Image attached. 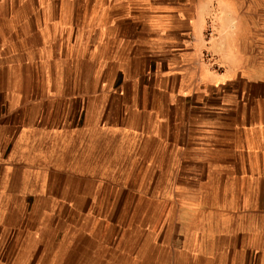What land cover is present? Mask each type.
<instances>
[{
  "label": "crops",
  "instance_id": "1",
  "mask_svg": "<svg viewBox=\"0 0 264 264\" xmlns=\"http://www.w3.org/2000/svg\"><path fill=\"white\" fill-rule=\"evenodd\" d=\"M208 10L0 0L4 210L97 264H264V50L216 52Z\"/></svg>",
  "mask_w": 264,
  "mask_h": 264
},
{
  "label": "rangeland",
  "instance_id": "2",
  "mask_svg": "<svg viewBox=\"0 0 264 264\" xmlns=\"http://www.w3.org/2000/svg\"><path fill=\"white\" fill-rule=\"evenodd\" d=\"M208 37L216 52L264 50V0H208ZM259 39L256 41V39ZM41 221H18L0 205V264H97L84 238L68 227H36ZM53 222V221H52ZM54 223V222H53ZM50 223V224H53ZM60 225V223H58ZM75 240L80 242L75 244Z\"/></svg>",
  "mask_w": 264,
  "mask_h": 264
}]
</instances>
